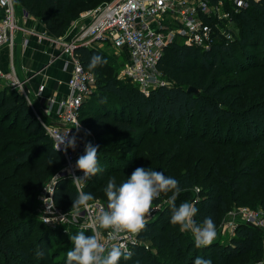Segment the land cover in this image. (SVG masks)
Returning a JSON list of instances; mask_svg holds the SVG:
<instances>
[{
  "label": "trees",
  "instance_id": "16d2710c",
  "mask_svg": "<svg viewBox=\"0 0 264 264\" xmlns=\"http://www.w3.org/2000/svg\"><path fill=\"white\" fill-rule=\"evenodd\" d=\"M98 1L101 4L107 0H25L22 8L40 19L49 33L60 36L75 14L95 6ZM237 19L239 29L228 45L217 41L211 49L204 50L175 42L166 47L159 67L171 85L159 86L149 94L125 78L120 80L115 57L108 53V46L75 48L87 69L93 53L106 58V63L89 69L97 76V90L82 105L80 114L84 124L98 129L101 168L90 176L84 191L96 196L104 193L110 177L119 183L137 166L157 168L179 181L182 191L175 203L193 201L197 208L194 220L199 223L203 217L211 216L215 226L229 208L246 200L253 191L259 190L263 197L264 124L261 128L255 119H249L252 117H241V120L238 115L253 113L252 106L264 108V0H250L249 7ZM259 48L260 61L255 64ZM242 62L249 66L250 80L223 83L221 78L227 69L233 71ZM191 86L197 89L203 86L204 94L211 100L203 105L210 118L209 126H203L197 113L202 95L200 91H188ZM251 86L260 89L257 94H253ZM107 93L116 103L107 100ZM234 94H241L238 104L243 109L233 106ZM259 117L264 123V112ZM183 122L186 123L184 133L180 131ZM225 122L229 123L226 131L229 137L224 139L220 136ZM233 122L244 128L248 139L232 137L236 132L231 130ZM164 123L166 127L161 126ZM199 124L203 126L200 133ZM211 124H218L221 129L217 127L218 132L210 133ZM64 162L63 153L54 147L53 139L26 98L9 86L0 91V264H64V246L71 248V240H67L68 236H49L45 229L34 235L43 222L31 204L36 187L60 170ZM203 169L206 173L202 178L204 182L211 181L210 185L195 192ZM76 192L71 178L64 176L56 183L55 201L69 209ZM166 193L162 191L152 203L163 201ZM170 214L167 201L154 219L145 222L139 236L145 241L151 240L158 249L177 248L176 259L192 264L198 253L196 245L178 225L170 223ZM257 237H261L260 227L242 222L230 241L222 244L212 241L199 249L212 254L217 264L225 258L257 259L260 249L256 247ZM59 243L61 247L53 246ZM41 248L43 256L37 255ZM144 248V245L134 247L130 257H120L119 264H134L136 260L141 264H155L154 257L143 251Z\"/></svg>",
  "mask_w": 264,
  "mask_h": 264
},
{
  "label": "built area",
  "instance_id": "2783aa9c",
  "mask_svg": "<svg viewBox=\"0 0 264 264\" xmlns=\"http://www.w3.org/2000/svg\"><path fill=\"white\" fill-rule=\"evenodd\" d=\"M249 5L250 0H107L85 12L88 20L83 26L75 23V33L67 31L60 36H54L49 34L44 23L43 31L21 25L16 17L15 0H0V50L8 46L14 51L17 33L22 31L40 39L48 38L60 45L62 52L70 55L72 59L67 94L49 98L50 106H57L58 120L48 124L43 121L53 139L54 147L62 152L65 158L62 168L55 172L43 188V222H71L81 228L97 230L105 252L113 244L120 245L122 251L130 252L138 245L148 248L146 241L139 236L141 229L138 232L122 230L112 238L109 229L98 225L96 217L107 207V202L91 200L87 202V207L81 205L80 208L63 209L55 201V186L60 178L82 175V170L75 167V161L83 153L84 144L90 141L97 145L92 129L80 118L82 105L97 90V76L84 66L75 53V48L97 45L114 49L113 55L121 75L140 91L149 94L159 86L171 85V81L159 67L166 47L175 42L204 50L211 49L217 41L228 45L237 34L238 14ZM24 43H28L27 38ZM0 79L11 89L26 90V82L18 78L14 71L5 72L0 67ZM44 87V84H40L37 93H42ZM34 111L37 112L35 107ZM67 132L68 136L75 134V147L65 150L62 145L57 148L56 138ZM89 178L90 176L83 182V190ZM199 190V187L195 188L196 192ZM163 206V201L151 203L150 211L145 214L146 221L156 216ZM239 214L242 216L240 222L236 223L230 219L226 223L230 230L236 231L242 222L259 227L263 222L258 214L246 208H241ZM219 236L220 234H216L212 241H219Z\"/></svg>",
  "mask_w": 264,
  "mask_h": 264
},
{
  "label": "clouds",
  "instance_id": "9594fccd",
  "mask_svg": "<svg viewBox=\"0 0 264 264\" xmlns=\"http://www.w3.org/2000/svg\"><path fill=\"white\" fill-rule=\"evenodd\" d=\"M103 63H106V58L99 53H93L87 67L94 69ZM75 143V134L68 136V132L61 133L56 138L57 148L62 145L65 150L68 147L74 148ZM97 148L98 146L90 141L86 142L83 153L75 161V167L82 170V175L71 177L77 188L72 198V208H79L81 205L87 207V202L94 198L92 192L83 190L82 184L86 178L101 171ZM169 190H171V195L168 197L171 207L170 223L178 225L182 231H190L197 247L210 244L216 236L213 218L205 216L201 222H196L193 217L197 208L193 202L183 200L179 204L175 203L177 194L182 191L179 181L174 176L165 175L162 170L149 166L135 167L126 179L119 183L115 177L108 178L103 189L107 197V207L99 212L96 222L101 228L109 229L112 238L122 230L138 232L145 225V214L150 211L153 198L158 197L162 191L169 192ZM69 238L72 247L66 252L64 264H119L121 256L127 258L132 255L130 251H122L121 246L117 244H113L105 252V246L100 242L97 230L87 234L78 231ZM37 255L43 256L44 249L41 248ZM134 264H140V261L136 260ZM192 264H212V259L196 256Z\"/></svg>",
  "mask_w": 264,
  "mask_h": 264
},
{
  "label": "rangeland",
  "instance_id": "374dc122",
  "mask_svg": "<svg viewBox=\"0 0 264 264\" xmlns=\"http://www.w3.org/2000/svg\"><path fill=\"white\" fill-rule=\"evenodd\" d=\"M24 1L25 0H16L15 1L16 17L18 19V22L19 21L21 22L22 21L21 20L22 17H24L23 8H22ZM99 4H100V1H98V4H96L95 6H93L91 8H87V9L81 10V11L78 12V14H75L70 19V22H69L70 24H68V26H67L66 30L64 31V33L67 32V31H73V33H75L76 29H74V24L77 23L78 26H83L88 20V16L85 15V12L87 10H89V9H92V8L98 6ZM36 19H37V17H36ZM37 20H40V19H37ZM236 29L238 30L239 26H236ZM71 35H72V33L70 34V36ZM21 37H22V35L17 33L16 40H17L19 46L21 44ZM260 50H261V48L258 49L257 55L255 57V61H254L255 64H257L258 61H260L259 60L260 56L258 55ZM52 52H54V54H55L56 50H54V51L52 50ZM109 52H110V50H108V53ZM111 56L113 57V53H111ZM107 60L109 62V56H107ZM248 67L249 66H248V64L246 62H242L241 65L239 66V68H234L233 71H231V68L230 69L228 68L226 73H225V75H223V77L221 78L223 83H230V82H232V83H245V82L249 81L250 80V76L247 75L248 74L247 73V71H248L247 68ZM117 74H118V77L120 78V80H123L122 78H124V77L121 75V73L118 72ZM125 85H126V83H125ZM6 87H8V86L4 83V80L1 79V81H0V91H4ZM27 88H28V90H27ZM250 88H252L255 91V92H253V94L254 93L257 94L258 91L260 90L258 88L252 87V86ZM16 90L19 91V93L26 98L27 102L29 103V105L31 106V108L33 110H34V107H35V109H37V112L34 111V113L38 117V121L41 123L42 127L47 132V129H46V127L43 124V121L45 123H47V124L50 123V122H53V121L50 120V115L46 114L45 111H44L45 106H46V99L42 100L41 104L39 103V99H40L39 96H41L42 93H37L38 90L37 91H33L32 89H29L28 84H26V90H21V89L20 90L16 89ZM198 90L200 91V94L202 95V97H201L200 102L197 105L198 106L197 113L199 114V118H200L201 123H203L204 124L203 126L206 127V126H209L208 124L210 123V121H209L210 118H209L208 113L204 110L203 105L205 103H210L211 100H210V98L206 97V95L204 94V93H206V91L204 90L203 86H200V88H198ZM105 95H106L107 100H111L112 102L116 103V101H115L116 99L115 98H112V96L108 95V93L105 94ZM231 100L233 102L235 101V103H236V104H233L234 107L243 109V107H239L241 104H238L239 101L241 100V94L232 95L231 96ZM252 108H254L252 110V112L254 111L253 113H250V112L241 113V114L238 115V117H240L239 119L242 120V118L246 119V117H252V118H249V119H255L257 121L256 122L257 126H260L261 128H263V124L264 123L259 121V119H260L259 115L264 112V108H262L260 106L258 108L256 106H252ZM248 115H250V116H248ZM233 123H234V124H232L233 127L230 125L231 126V130L233 129V131H234L236 129V132L234 134H231L232 137L237 138L238 136H240L241 139L242 138L248 139L249 137H248L247 133H245L246 131H244V128L241 127V126H235V122H233ZM161 126L162 127H166L167 124L164 123ZM203 126L201 124H199V126H197L198 133H200L202 131ZM219 126L220 125H218V124H214V125L211 124L210 128H209L210 133L213 130L215 132H218L217 127H219ZM228 126H229V123L225 122L224 127L221 130V133H222V135L220 136L221 138L225 139V138L229 137V133H226V131L228 130L227 129ZM91 129H92L93 135L96 136L97 146H99V141H98V138H97L98 129H95V130L93 128H91ZM180 131H182V133H184L186 131V123L185 122H183V125L180 128ZM156 153H158V151ZM185 157L186 156H184V158ZM158 159H159V157H158ZM194 164H195V162L192 163V169L194 168ZM205 173H206V170L203 169L201 171V178L203 177V175H205ZM54 174H55V172H54ZM54 174H52L47 181H49L53 177ZM47 181H45L44 183H42L39 186H37L33 196L31 197V204L34 207V209L36 211V214H37V217L39 218L40 221H42V218H41V204H42L41 195H42L43 188H44V186H45ZM210 182L211 181L204 182V179L202 178L201 182L197 185V187H199L201 189V187L204 186V187H206V189H208V187L210 185ZM170 195H171V190H169V192H167L163 196L164 197V199H163L164 204L168 201V197ZM196 197H198V196H196ZM261 199L263 200V204L261 203V201H262ZM92 200H99V201H102V202H107V197H106V195L104 193H100V194L94 196V198ZM189 202H193V201H189ZM241 208H246L248 211H251L254 214H258V216L263 221L261 223V225H260L261 237H257V243H256L257 249L260 248V249H258V251H259L258 256L259 257L257 259H254V258H247V259L246 258H244V259L243 258H236V259H231V260H228L227 258H225V259H223V263H219V264H264V195L261 198V193H260L259 190L253 191L246 198V200H244L241 203L234 204L231 208H229L223 214L219 224L216 226V234L217 235L220 234L219 242L218 241L217 242L222 244V243H226V242L230 241V239L232 238V236L235 233V230L234 231L230 230L228 228V225H226V223H228V221L230 219H232V221H234L236 223L240 222L241 219H242V216L239 214ZM72 209H75V208H72ZM152 219H154V217L149 219V220H147V221H150ZM42 224H43V226L41 225V227H39V229L37 228L35 230L34 235L36 233H38V231L40 229H45L46 233H48L49 236H53V235L54 236L55 235L68 236V239H67L68 241L70 240L69 237L71 235L75 234L78 231H83L82 229H88V228H81L79 225H76V224L71 223V222L70 223H57V224H49V223L43 222ZM227 228L229 230H227ZM88 230H90V229H88ZM85 233L87 234V231H85ZM183 233H185L187 235V237H189V238L191 237L193 239V241H194L193 235L191 234L190 231L184 230ZM222 234H224V235L222 236ZM55 241H57V240H55ZM146 244L148 245V248H144L143 251L147 252L150 257H152V256L154 257V258L153 257L152 258L154 259L155 264H183L184 263L183 260L178 261L176 259L175 254L178 252L177 248H173V247H168L167 246V247H164L162 249H158L157 246H155L151 240L146 241ZM193 245H195V244H193ZM53 246L61 247V244L60 243L59 244H53ZM64 248H65V252H67V250L70 247L68 245V246H64ZM195 248H196V252H198L197 256H202V257H206V258L210 257L212 259V264H217V263H214L215 259L212 256V254H210L208 251L200 250L199 249L200 247H197V246ZM132 263H134V261Z\"/></svg>",
  "mask_w": 264,
  "mask_h": 264
},
{
  "label": "crops",
  "instance_id": "0c3cea01",
  "mask_svg": "<svg viewBox=\"0 0 264 264\" xmlns=\"http://www.w3.org/2000/svg\"><path fill=\"white\" fill-rule=\"evenodd\" d=\"M23 14L22 21H19L21 25L44 30L45 27L40 20H37L38 18L36 19L25 9ZM18 33L22 35L20 46L16 40L14 51L8 46L0 50V67L5 72L14 71L16 76L24 80L33 91H37L40 84L45 85L42 95L39 96V103L46 99L44 111L50 115V120L53 121L50 123H55L58 120L57 106H50L49 98L63 97L67 94V80L72 69L71 56L62 52L61 46L48 38L40 39L36 35L22 31ZM25 38L28 40L27 44L24 43ZM52 50H56V53L54 54ZM113 50L111 49L110 53H114Z\"/></svg>",
  "mask_w": 264,
  "mask_h": 264
},
{
  "label": "water",
  "instance_id": "95a60500",
  "mask_svg": "<svg viewBox=\"0 0 264 264\" xmlns=\"http://www.w3.org/2000/svg\"><path fill=\"white\" fill-rule=\"evenodd\" d=\"M188 91H194V92L198 93L199 90L197 88L191 86V87L188 88Z\"/></svg>",
  "mask_w": 264,
  "mask_h": 264
}]
</instances>
